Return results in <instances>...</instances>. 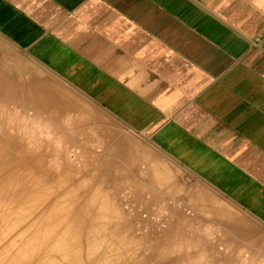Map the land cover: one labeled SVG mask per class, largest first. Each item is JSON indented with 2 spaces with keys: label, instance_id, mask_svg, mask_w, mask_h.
Wrapping results in <instances>:
<instances>
[{
  "label": "crops",
  "instance_id": "crops-1",
  "mask_svg": "<svg viewBox=\"0 0 264 264\" xmlns=\"http://www.w3.org/2000/svg\"><path fill=\"white\" fill-rule=\"evenodd\" d=\"M0 74L81 187L160 208L192 264H264V0H0Z\"/></svg>",
  "mask_w": 264,
  "mask_h": 264
},
{
  "label": "bare ground",
  "instance_id": "bare-ground-1",
  "mask_svg": "<svg viewBox=\"0 0 264 264\" xmlns=\"http://www.w3.org/2000/svg\"><path fill=\"white\" fill-rule=\"evenodd\" d=\"M8 81L0 74V89ZM2 134L0 264H192L166 215L153 217L127 194L125 203L110 200L74 175L56 189L46 154L22 145L12 152L17 144Z\"/></svg>",
  "mask_w": 264,
  "mask_h": 264
},
{
  "label": "rangeland",
  "instance_id": "rangeland-1",
  "mask_svg": "<svg viewBox=\"0 0 264 264\" xmlns=\"http://www.w3.org/2000/svg\"><path fill=\"white\" fill-rule=\"evenodd\" d=\"M4 89H0V133L2 134L3 132V137H11V140L17 144L15 145L16 149H12V152L19 154L21 152L20 146L22 145L23 147H26V149L31 148L36 152L45 153L46 159L44 164L47 163L48 165L51 163L52 165H50V170L52 171V175L49 177L50 183H52L56 187V189L66 186L68 185V183L69 185H73L74 183L71 180L80 177V160L77 156V152L65 146L62 141L55 140L53 133L49 130L50 126L47 124L46 119H43V116L38 117V114L37 112H35V110H22L15 107L2 106L11 104L10 102H5L6 94L4 92ZM66 165H68V169H72V174H70V171L68 169L65 171ZM40 170L45 169H42L40 167ZM72 175L76 177L73 178ZM70 176L72 178L69 182H67ZM123 198L125 199L124 196L122 197V199ZM124 199L121 201L125 203ZM125 205L126 204H124V206ZM138 207L145 208V206H143L142 204H140V206L138 205ZM145 210L148 211L147 207ZM152 213L151 214L153 215V217H160L159 215H167L160 208L156 207L152 208Z\"/></svg>",
  "mask_w": 264,
  "mask_h": 264
}]
</instances>
